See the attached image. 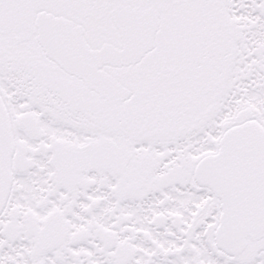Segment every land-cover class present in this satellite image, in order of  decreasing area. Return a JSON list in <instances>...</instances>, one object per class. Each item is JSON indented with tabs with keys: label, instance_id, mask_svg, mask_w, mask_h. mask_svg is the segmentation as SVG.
Instances as JSON below:
<instances>
[{
	"label": "flooded vegetation",
	"instance_id": "flooded-vegetation-1",
	"mask_svg": "<svg viewBox=\"0 0 264 264\" xmlns=\"http://www.w3.org/2000/svg\"><path fill=\"white\" fill-rule=\"evenodd\" d=\"M131 10L149 13V48L98 68L112 94L38 42L44 11L91 49L122 50L114 17ZM0 99L11 139L0 264H264V235L220 246V199L195 177L228 130L264 129V0H0ZM240 174L258 201L264 173Z\"/></svg>",
	"mask_w": 264,
	"mask_h": 264
},
{
	"label": "water",
	"instance_id": "water-1",
	"mask_svg": "<svg viewBox=\"0 0 264 264\" xmlns=\"http://www.w3.org/2000/svg\"><path fill=\"white\" fill-rule=\"evenodd\" d=\"M127 12L129 16L121 13L114 17L124 40L122 50L109 44L91 49L79 26L44 11L37 13L35 18L38 42L45 55L60 68L83 79L90 88L112 94L114 80L98 68L102 64L126 65L149 48V13ZM10 148L7 115L0 99V210L11 181ZM243 172L264 173V129L252 121L228 130L220 141L218 152L202 160L195 169L198 183L211 189L220 199L216 236L220 246L228 252L242 247L246 236L264 235V192H259L258 201L250 199L243 186L246 180L240 174ZM235 180L238 184L231 186L230 182Z\"/></svg>",
	"mask_w": 264,
	"mask_h": 264
}]
</instances>
